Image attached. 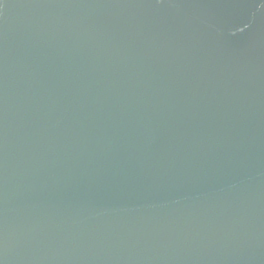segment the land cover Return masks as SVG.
Returning <instances> with one entry per match:
<instances>
[{"label":"water","instance_id":"water-1","mask_svg":"<svg viewBox=\"0 0 264 264\" xmlns=\"http://www.w3.org/2000/svg\"><path fill=\"white\" fill-rule=\"evenodd\" d=\"M0 264H264V0H0Z\"/></svg>","mask_w":264,"mask_h":264}]
</instances>
